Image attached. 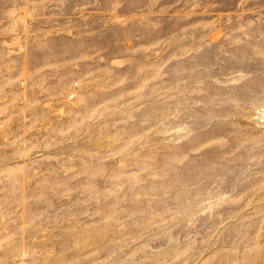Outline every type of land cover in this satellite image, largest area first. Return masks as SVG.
I'll use <instances>...</instances> for the list:
<instances>
[{
    "label": "rangeland",
    "instance_id": "374dc122",
    "mask_svg": "<svg viewBox=\"0 0 264 264\" xmlns=\"http://www.w3.org/2000/svg\"><path fill=\"white\" fill-rule=\"evenodd\" d=\"M0 264H264V0H0Z\"/></svg>",
    "mask_w": 264,
    "mask_h": 264
}]
</instances>
